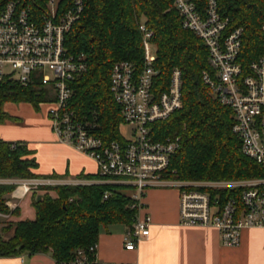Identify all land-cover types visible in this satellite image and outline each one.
Listing matches in <instances>:
<instances>
[{
	"label": "trees",
	"instance_id": "obj_1",
	"mask_svg": "<svg viewBox=\"0 0 264 264\" xmlns=\"http://www.w3.org/2000/svg\"><path fill=\"white\" fill-rule=\"evenodd\" d=\"M34 5L45 0H28ZM204 7L206 0H198ZM72 0H60L63 12ZM220 14L229 19V31L242 28L238 62L246 71L264 54V0H218ZM153 31L157 50L155 91H164L172 72L182 74V108L165 120L152 123L157 140L179 136L180 147L171 156L162 178L171 181L238 180L264 177V167L242 152L241 141L232 129V110L222 105L204 83L203 71H211L208 49L193 32L185 30L172 0H84V10L66 35L71 54H85L88 70L71 83L69 107L84 122L94 126L93 134L104 143L124 142L120 127L121 107L110 92L111 72L118 61L138 66L144 61L143 33L139 25ZM46 89L16 81L0 82V122L8 115L7 102L31 103L35 109L47 101ZM34 151L25 142L0 139V179L43 177ZM100 179V175H82ZM14 183L0 184V212L18 215L7 205ZM34 197V219L1 221L0 257L50 253L55 261L72 260L78 250L98 244L103 228L122 224L130 229L137 210L131 208L130 189L113 184L44 186ZM55 193V196L51 194ZM108 197L105 198V195ZM223 199L237 196V190H223ZM96 264V263H91Z\"/></svg>",
	"mask_w": 264,
	"mask_h": 264
},
{
	"label": "built area",
	"instance_id": "obj_2",
	"mask_svg": "<svg viewBox=\"0 0 264 264\" xmlns=\"http://www.w3.org/2000/svg\"><path fill=\"white\" fill-rule=\"evenodd\" d=\"M185 30L193 32L208 49L211 71L202 78L219 102L233 112V133L241 141L242 152L264 167V54L244 70L238 62L242 47V28L228 29L229 19L219 12L218 0H172ZM60 0H45L34 5L28 0H0V82L11 80L46 89L48 117L60 143L92 158L100 179L60 181L52 178L12 179L17 185L12 197L22 198L44 186L113 184L128 187L131 208L137 210L133 226L127 230L124 245L135 250L150 235L152 218L145 213L146 190L165 180L171 156L180 147L179 136L157 140L152 123L165 120L182 108V74L172 72L168 87L155 91L158 70L150 54L153 31L145 23L144 61L138 66L129 60L114 64L110 92L121 107L129 137L106 144L93 134L94 126L79 118L69 107L72 81L88 70L85 54H71L65 41L73 24L84 10V0H72L63 12ZM264 31V26H263ZM0 179V184L9 183ZM171 181V180H169ZM180 190V223L186 226L215 227L226 246H237L248 228H264V177L238 180L177 181ZM237 190V196L223 199V190ZM108 194L105 195V198ZM15 210L17 205L8 201ZM1 213L0 218H9ZM98 244L78 250L76 256L56 264H118L100 262Z\"/></svg>",
	"mask_w": 264,
	"mask_h": 264
},
{
	"label": "crops",
	"instance_id": "obj_3",
	"mask_svg": "<svg viewBox=\"0 0 264 264\" xmlns=\"http://www.w3.org/2000/svg\"><path fill=\"white\" fill-rule=\"evenodd\" d=\"M22 103V102H21ZM27 103V102H25ZM15 114L21 123L7 121L1 128L0 139L25 142L34 151L41 178L60 181L84 179L82 175H96L97 163L75 148L62 144L53 132L46 114L35 111L29 103ZM12 179H9L11 183ZM44 194L33 190L22 198L9 201L17 205L18 215L7 221L34 219V197ZM54 196V192L51 191ZM145 213L152 218L149 237L143 239L135 250H127L124 237L125 225L115 224L103 228L99 235L97 258L100 262L118 264H264V228H248L241 233L237 246H226L215 227L186 226L180 223V190L177 181L163 180L146 190ZM0 225V231L1 227ZM0 264H56L50 253L23 254L0 257Z\"/></svg>",
	"mask_w": 264,
	"mask_h": 264
},
{
	"label": "rangeland",
	"instance_id": "obj_4",
	"mask_svg": "<svg viewBox=\"0 0 264 264\" xmlns=\"http://www.w3.org/2000/svg\"><path fill=\"white\" fill-rule=\"evenodd\" d=\"M150 54H151V56H154V57H156V55H157L156 47L152 42H150ZM22 103L24 106L29 104V103H25V102H22ZM22 103H17V102L5 103L4 111L8 115V118L4 122H0V125L3 124V126L1 128H3V129L7 128V124H8L7 121L21 123V121L23 120L22 119L23 116H21L19 114H15V113L19 111L18 109L21 108ZM49 107H50V105L46 103V104H43L42 106H40V108L38 110L35 109V111L37 110L36 112H38V113L40 112L41 114L42 113L46 114V116L48 118ZM120 131L124 137H129V127L126 124L121 125ZM54 196H55V194H54ZM0 220L6 221V218H0Z\"/></svg>",
	"mask_w": 264,
	"mask_h": 264
}]
</instances>
